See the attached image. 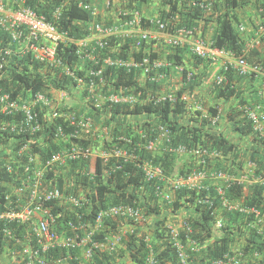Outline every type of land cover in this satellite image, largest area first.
I'll return each instance as SVG.
<instances>
[{"label":"trees","instance_id":"obj_1","mask_svg":"<svg viewBox=\"0 0 264 264\" xmlns=\"http://www.w3.org/2000/svg\"><path fill=\"white\" fill-rule=\"evenodd\" d=\"M134 1L130 0V3L133 4ZM136 1L147 2V0ZM192 1L162 0L158 18H154V20L169 23L167 31L171 34H176L181 29L192 30L194 26L200 24H202L204 30L214 25L212 26L215 30L214 47L232 52L236 56H243L249 64L264 66V58H260L258 52H252L250 55L253 60L249 56H245V45L238 33V28H236L240 21L233 12V9L236 10L242 5L241 0H194L208 3L209 13L207 9L200 7V5L193 6ZM87 3H89V0L26 1L25 7L33 9L58 30L66 32L72 40L59 48L58 59L60 58L62 65L56 69H47L46 73H39L40 64L35 62L29 56L30 54L21 56L19 49L22 46L12 43L8 33L0 28V48L12 50L10 55L4 56L7 68L5 71L0 72V89L3 92L29 106L32 96L39 93L48 95V91L52 87L56 90L65 91L72 97L77 92V81L79 79H84L87 83L92 80L90 76L86 78L87 70L92 67L100 68V66H95L88 58L81 62L77 54L78 47L76 43L90 36V24L95 20L90 11L80 6L87 5ZM223 4L226 12H221ZM19 5V0H15L13 3L9 2V6L6 3V7L12 8V10H18ZM259 5L264 14V2L259 3ZM58 11L59 15L57 17ZM143 21L145 23L147 21L148 25L146 24V27H155L149 25L151 23L150 19H144ZM261 25H256L255 28L259 29ZM113 47L114 44L110 42L108 49L102 51L97 49L96 54L100 53V58H103L107 55V52L111 53ZM176 48L177 51L167 56L166 64L168 65L161 68V72L166 75L175 66L183 65L182 59L186 53L183 48ZM120 49L121 51L116 57L127 60L130 44L125 43ZM1 54L4 55V53ZM132 57L136 62L142 60V54L138 51H134ZM158 57L157 54H150L149 56L150 61L153 62ZM256 57L257 60H255ZM205 62L209 64L207 65ZM81 63L84 64L86 70H80ZM217 63L213 62V64ZM198 65L204 69L212 67L209 60H196L192 67ZM64 66L71 70L73 76L66 74ZM187 70L188 68L184 67L183 80L185 82H187ZM53 71H55V76H53ZM137 71V69L128 71L115 66L107 67L103 73L107 95L110 96L118 91H123L128 96H137L139 100L143 101L148 91L138 84ZM200 75L206 76L207 74L201 72ZM219 75L225 77V81L222 85H215L214 91L218 93L214 92L213 95L215 97L217 95V99L225 102H229L232 98L242 99L240 101L245 102L242 96L244 90L241 87L246 78H254L241 76L232 68L226 71L224 67L220 69ZM198 77L199 82L193 81L192 84L187 82V85L177 93L170 94L176 99L174 102L169 100L158 101L159 96L156 94L154 96L155 101L150 103L114 104L108 101L100 107H96L93 103L94 100L91 98L90 104H87L86 110L90 116L95 117L104 114L101 120L104 118L102 121L104 126L114 133L112 135L115 137L114 147L116 146L136 156L138 164L148 163L153 167H160L163 173L162 179L157 178L148 181L142 168L137 163L114 157H110L106 165L103 164L101 158L92 159L91 162L76 161L68 163L65 167L66 172H63L57 178V181L59 186L62 187L65 180H74L77 183L74 188L75 192L79 187L90 191L89 196H86L90 205L84 206L88 207L87 209H82L84 212H90L88 215L83 216L85 222L93 224L96 212L100 210H107L119 204H130L132 202H135L144 211L146 218L152 221L150 226L144 227V224L141 225L128 218H114H118L117 220L107 218L104 221V229L95 236L96 241H101L105 234H109V231L116 229L119 224L125 227L129 226L133 232L129 231L116 253L108 254L96 250L93 255V264H148L147 258L151 252L154 253L160 264H181L179 250L169 229L172 222H169L170 216L167 215V207L173 214H176V211L191 208V206L196 207L184 222L189 228L193 229V233L188 234L184 230L179 232L178 238L183 239L184 243L189 239L198 244L199 251L194 255V259L201 257L199 262L202 263L205 260L214 261L227 255L230 256L233 254L231 243L245 235L246 244L241 248L245 262L242 264H254L258 263L261 258L264 259V233H259L260 227L256 216L227 210L216 190L217 184L204 181L201 187L194 190L184 188L176 191L171 187L174 198L165 201L161 200V196L157 193V186L169 185L167 183L168 178L188 177L196 171L206 172L208 175L213 173L239 175L246 169V167L243 168L242 162H240L241 154L238 145L230 141L225 133L221 132L215 135L211 131L213 127L210 119L215 118L218 105L210 107L208 113L196 110V115L193 114V117L189 119L190 123L183 121L187 111L182 96L187 92H193L201 84L203 76ZM195 80H197V76ZM153 86L158 87L154 82ZM87 96L92 97V95ZM75 97L77 98L76 95ZM65 109L69 110L70 108L65 107ZM73 109H70V111H76L80 114L86 111L85 108H80V105ZM34 112L38 114L37 122L41 125V130L33 134L27 129L28 126L15 133L1 130V126L11 121L12 118L0 115V150H10L15 154L21 145L31 143L34 146V151L40 155L42 160L46 161L53 152L60 148V143L55 140L54 122L44 118L45 110L41 113L40 106L35 107ZM143 116H146V118L143 119ZM115 117L121 119L135 117L137 118L135 121L137 124L135 126L130 124L128 126L130 131H125L123 126L127 122L120 124L119 121L114 120ZM15 119L24 121V116L20 113ZM246 122L243 127H237L236 129L243 135L247 133L254 135L253 139L255 146H257L256 151L251 156V161L256 164L254 176L257 178L264 177V137H259V132L254 129L250 121ZM253 130H255L254 134ZM151 143L154 149H148ZM184 146L187 149L196 147L209 149L212 152L220 153L221 157L211 158L206 156L198 159L190 156L188 152H178V148ZM3 162L4 160L0 157V181H13L11 175L6 173ZM105 167L109 169L105 178L96 177L95 174H101ZM83 172L89 174L86 175ZM3 189L0 185V191H3ZM222 189L224 199L228 202L240 199L244 201V206L247 208L255 207L258 211L264 213V191L259 185L249 188L250 194L247 196H244L245 187L243 185H225ZM160 203H164L163 206ZM53 209L54 213H58V208ZM84 212L81 211L82 214ZM70 217L77 225V218L73 215ZM217 220L222 222V229L221 232L215 235L214 225ZM59 228H62V226ZM62 253L65 254V252ZM78 254L79 252L73 251V255ZM255 256L258 257L255 258ZM117 260H120V262ZM262 260L259 264H264Z\"/></svg>","mask_w":264,"mask_h":264},{"label":"built area","instance_id":"obj_2","mask_svg":"<svg viewBox=\"0 0 264 264\" xmlns=\"http://www.w3.org/2000/svg\"><path fill=\"white\" fill-rule=\"evenodd\" d=\"M26 1L19 0L18 10H9L6 8L5 1L0 0V28L8 33L12 43L22 46L19 49L21 56L30 54L37 62L45 64L49 69H55L62 65V61H60V58L58 59L59 48L72 40L66 32L58 30L36 11L25 7ZM207 4L206 2L192 1L193 6L200 5V7L207 9L209 13L210 9ZM80 6L90 11L94 18L98 15L95 7L89 4ZM58 15L59 11L56 16L58 17ZM124 15L128 19L125 21L124 26L136 27L137 30H141L134 43L138 52L142 54L154 41L157 42V39H155L154 34L150 33V27L145 26L147 23L140 17L139 12L134 11ZM149 25L155 26L159 33L170 37H167V40L174 48L181 46L185 38H191L195 33L193 29H181L176 34L168 33L167 27L169 23H161L158 20L152 21ZM90 31L102 36V38L98 40L92 53L86 49L87 45L83 49L81 48L84 44L83 40L77 41V54L81 62L85 58L89 59L93 56L94 60L91 59V62L95 66H100V68L89 67L91 69L86 72V78L89 76L92 78L89 83L84 79L77 81V88L81 92L86 91L94 97L93 94L98 93L100 88L106 91L103 73L107 67L112 66L128 71L141 69L148 82L153 80L152 78L154 77L151 76L152 70L160 64L156 61H150V55L147 52L142 54L140 62L134 61L133 57L127 60L122 57H114L108 52L103 58H100V56L97 58L94 52H97V49L102 51L110 47L109 38L115 33V30L112 27L95 22L90 27ZM262 34L264 35V27L260 30V35ZM164 42L167 43L165 39ZM190 43L191 52L197 60L216 62L222 59L221 61H223L222 64L226 71L232 68L241 76L258 78L264 94V66L249 64L243 56H236L232 52L214 47L213 43L206 42L202 38L191 40ZM1 53H4V55ZM11 53V49L0 48V72L5 71L7 68L4 56H8ZM84 67L80 65L79 68L80 70H86ZM64 71L67 75L73 76L67 66H64ZM188 77L191 78L192 75L189 74ZM224 81L225 77L223 76H217L215 79V83L218 85H222ZM118 92L110 96L107 95L106 102L109 101L114 104H136L138 102L137 97H124L118 95ZM55 93L59 104L52 102L50 95ZM67 98V92L56 90L52 87L49 89L48 95L39 93L32 96L30 105L27 106L20 100L13 99L10 94L0 92V115L12 118L11 121L1 126L3 131L15 133L22 131V128L26 126H28L26 128L32 134L40 131L41 125L37 122L38 114L34 112L37 106L41 107V113L45 110L44 118L49 113V109H51L53 113L50 112V116L46 118L50 117L51 119L59 120L55 125V140L60 143V148L53 152L46 161L40 159V156L32 151L33 146L31 143L21 145L15 154L10 150H0V157L4 160L5 171L13 178V181L10 182L0 181V185L4 188L3 191H0V253H4L8 249V253L11 254L12 260H16V264H93V255L96 250L100 252L110 250V253H114L128 234V229L119 224L117 226L118 229L109 231V234H105L101 241H96L95 236L104 229V221L107 218L117 220L118 218H114L121 217L128 218L141 225L144 223L142 211L136 206L135 202L119 204L107 210H100L96 212L93 224L85 222L83 216L88 215L90 212H84L82 209H87L88 207L84 206L90 205L86 197L87 195L89 196L90 191L79 187L76 189L78 193L75 192L74 188L77 183L69 179L65 180L64 186H59L57 178L63 172H66L65 167L70 162H91L92 159L101 158L103 164H106L110 157H114L137 163L136 156L129 154L125 150L116 148L104 150L102 147L94 146L93 139L100 132V126L96 125L95 119L88 114L86 109V111L83 110L85 113L82 112L81 114L76 111L66 110L65 107H68ZM154 98H150V93L146 92L143 102L150 103L155 101ZM168 100L171 102L176 101L171 95L159 96L158 99V101ZM93 103L96 107L101 105V103L95 101ZM255 107L256 109L254 110L249 106L244 112L254 129L264 134L262 127L264 124V110H261L259 106ZM81 108L83 109L84 107L82 106ZM20 113L23 114L24 121L15 119ZM212 122L215 124V119ZM103 130L105 134V129ZM148 149H154L152 143L149 144ZM178 152H188L190 156L198 159L206 156L211 158L221 157L220 153L197 147L187 149L184 146L178 148ZM138 166L142 168L148 181L157 178L162 179L163 177L160 167H153L148 163H139ZM255 171L256 164L250 161L246 164V169L239 175L225 173L208 175L206 172L196 171L188 177L168 178L167 183L169 184L168 186L176 191L184 188L194 190L201 187L204 181L217 184L216 190L227 210L247 214L252 213L256 216L258 223L264 227V214L262 212L255 207L247 208L243 204L238 205L237 203L228 202L224 199V191L222 189L223 186L232 184L243 185L245 190L259 185L264 191V177H255ZM83 174L88 175L89 173L83 172ZM107 174L108 170L104 168L101 174H95V176L105 178ZM157 190L164 200H170L171 196L169 192L167 193L164 190V187ZM244 193V196L250 194L249 191ZM53 208H58V213H54ZM81 211L84 213L82 214ZM71 215L77 218V225L74 224L73 218L70 217ZM60 226L62 228H59ZM182 227V230H186L188 234L193 233V229L189 228L184 220ZM214 228L217 230L221 229L222 222L217 220ZM169 229L179 250L181 264H198L190 261L191 253L196 252L198 246L189 239L187 242L185 241V243H188V246H186L183 239L178 238L179 232L175 226L171 225ZM129 231L133 232L131 228ZM73 251H77L79 254L73 255ZM62 252H65V254ZM241 258H244L243 251L239 252V257L237 258L225 256L222 259L214 260L210 264H240ZM147 263L160 264L153 252L148 255Z\"/></svg>","mask_w":264,"mask_h":264},{"label":"crops","instance_id":"obj_3","mask_svg":"<svg viewBox=\"0 0 264 264\" xmlns=\"http://www.w3.org/2000/svg\"><path fill=\"white\" fill-rule=\"evenodd\" d=\"M4 1L5 5L7 3V6H9V2L13 3L15 0ZM161 1L162 0H147V2L141 3L135 0L134 3L131 4L130 0H89V3L87 4L97 9L98 15L95 17L97 23H100L104 26L112 27L115 30V33L109 38L110 42L114 44V47L111 49V54L116 57L121 51L120 47L123 46L125 43H128L130 44V50L128 51L129 55L127 57L128 59H131L134 51H138L135 47L134 42L138 38V33L141 30H137L136 27L124 26L125 21L128 20L126 15L124 14L137 11L140 13V17L143 20L150 19V22H152L154 18H158L159 11L161 9ZM241 2L242 5L239 6L236 10L233 9V12L238 16L240 21L239 24H237L236 28H238V33L240 34V37L245 45V56H249L250 59L253 60L250 55L252 54V52H258L260 58H264V40H262V38H264V35H260V30L262 27H264V14L263 9H261L259 5V3L264 2V0H244V2L243 0H241ZM224 7L225 5L223 4L221 12H226L224 10ZM7 9H9V7ZM9 10H12V8ZM95 20L90 24V27L95 23ZM259 24L262 25L259 29H256L255 26ZM212 26L214 25H211L210 28H207L205 30L203 29L202 24L194 26V35L191 38H185L182 42V45L179 46V49L183 48V51H185L186 53V55H184L182 59L183 65L175 66V68L171 69L168 75L162 73L161 68L165 65H168L166 64L167 56H170L172 52L177 51L178 49L174 48L169 43V40L167 39L170 37L165 34L159 33V30L155 27H150V33L154 34V37L155 39H157V42L154 41L150 46H148L147 50H144L142 52V54L147 52L148 55H159L156 62L160 65L157 68H153L151 76H153L154 78H152L153 81L150 82L147 81V78L143 71L141 69H137L138 84L141 88L146 89L148 93H150V98H154L156 94L158 96L170 95L171 93L175 94L180 89L184 88L187 85V82L190 84H192L193 81L199 82L198 76H203L201 84L198 85L193 92H187L182 96V100L185 104V110L187 111L185 113V118L183 119V121L185 120L190 123L189 119L193 117V114L194 116L196 115V110L207 112L210 107H216V105H218V122L217 125L214 126L211 131L215 135L220 134L221 132L225 133L226 135H228L230 141L238 145L239 153L241 154L240 162H242V166L243 168H245L246 164L251 161V156L256 151L257 146H255V142L253 139L254 135L252 136V134L249 133L243 135L236 128L243 127L247 123L246 121H248V118L244 112L247 107L250 106L252 109L255 110V106H259L261 110H264V94L261 89L260 81L258 79L246 78L241 87L244 90L242 96L245 99V102H241L240 100L242 99L236 98H232L229 102H225L224 100L222 101L217 99V95L216 97L215 95H213V93L216 92L214 91V80L216 79L217 75H219L220 69L223 67V61H221L222 59H219L218 61H216L218 62L217 64H213V62H211L212 67L206 69H204L200 65H198L197 67H192V65L196 62L197 59L193 56L190 48L191 40H196L198 38H202L209 43H214L215 30ZM101 38L102 36L91 32L90 36L83 40L84 44L81 48L83 49L87 45L86 49H88L89 52L92 53L98 40ZM164 39L167 41V43L164 42ZM94 55L97 56V58H99L100 56V54L97 55L96 52H94ZM91 59L94 60V57L91 56L89 60L92 61ZM257 59L258 58L256 57L255 60ZM205 64L208 65L209 63L205 62ZM80 65L84 66L83 63H81ZM184 67L188 68L187 82L183 80ZM201 72H205L207 75L201 76ZM189 74L192 75L191 78L188 77ZM196 76L197 80H195ZM153 82L156 83L158 87H154ZM149 86L151 87L150 89ZM107 93L108 92L103 90V88H100L98 93L93 94L94 101L104 104L106 101ZM217 93L218 92H216V94ZM118 95H121V93L119 92ZM50 96L52 97V102L59 104L58 100L56 99V93L54 95L51 94ZM72 97L70 94H68V98L71 101V105L74 106V104H72ZM78 100L79 102H76V104L81 102V104H83L84 102L90 104L89 98L87 97L85 99L78 97ZM50 112L53 113V110L49 109V113H47L46 117L50 116ZM103 115L104 114L96 115L99 123H103L102 121L104 120V118L101 120V117H103ZM142 118L145 119L146 116H143ZM136 119L137 118L135 117H126L123 119L118 117L114 118V120L119 121L120 124H125V122L128 123L123 126V130L125 131H130V129H128V126L130 124L132 126H135L137 124L135 122ZM262 127L264 130V124L262 125ZM254 132L255 130H253V134ZM257 132H259V137H264L263 132ZM211 162L213 163V161ZM245 191L248 192L249 189L244 190V192ZM240 204L242 203H238V205ZM168 208L169 207H167V215L170 216L169 222H172L171 224L175 226L176 230L178 232H181L183 229V220L185 218H188V216L194 211V209L184 208L177 214H173ZM150 223H152V221H150V219H147L144 224V227H147L148 225L150 226ZM125 228L128 229L129 233L130 227L126 226ZM245 236L239 237L231 243V250L233 252H237L239 250V247H244V245L246 244ZM121 245L122 244H120L117 248L120 249ZM8 252L9 250L7 249L4 251V253H0V264H16V260H12L11 254ZM101 252L113 254L110 253V250H104ZM114 253H116V251ZM117 261L120 262V260Z\"/></svg>","mask_w":264,"mask_h":264},{"label":"clouds","instance_id":"obj_4","mask_svg":"<svg viewBox=\"0 0 264 264\" xmlns=\"http://www.w3.org/2000/svg\"><path fill=\"white\" fill-rule=\"evenodd\" d=\"M35 62H37V60H35L31 55H29ZM39 63V62H38ZM40 64V68H39V73L40 74H42V73H46L45 71L47 70V69H49V67H47L45 64H42V63H39ZM56 69V68H55ZM53 76H55V71H53ZM217 76H220V75H217ZM258 79V78H257ZM259 80V79H258ZM260 81V80H259ZM260 84H261V82H260ZM214 85H218V84H216L215 83V80H214ZM110 89V88H109ZM261 89H262V87H261ZM0 92H2V93H6V92H3L1 89H0ZM120 93H121V96H124V97H126V96H128L127 94H125L123 91H119ZM118 92V93H119ZM117 93V92H116ZM115 93V94H116ZM75 95L77 96V98L75 97ZM87 95H89L86 91L85 92H81L79 89H77V92H76V94H74V96L72 97L73 99V103L72 104H74V106H72L71 105V101L70 102H68V107L70 108V109H73L74 107H76V106H78V105H80V108L83 106L85 109H87L86 108V106H87V104L88 103H83V104H81V103H78V104H76V102H79V100H78V97H81L82 99H85L86 97L87 98H89V103H90V99L92 98L93 100H94V97L92 96V97H90V96H87ZM130 96V95H129ZM133 96V95H132ZM107 97V96H106ZM134 98L135 97H137V96H133ZM138 98V97H137ZM139 102H141V100H139V98H138V102L137 103H139ZM105 103H106V101H105ZM104 103V104H105ZM142 103H144L143 101H142ZM119 104H124V103H119ZM125 104H128V103H125ZM101 105H103V104H101ZM100 105V106H101ZM99 106V107H100ZM83 108V109H84ZM69 109V110H70ZM74 110V109H73ZM218 110V109H217ZM203 112V111H202ZM205 113H208V111L207 112H205ZM92 117V116H91ZM46 118V117H45ZM94 119H95V123H96V125H98V126H100V132L96 135V137H95V139H93L94 140V146H98V147H102L104 150H109V149H114V148H116V149H120V148H118V147H114L113 145H115V141H114V139H115V137H113L112 135L114 134L113 132H112V130H110L108 127H105L104 126V124L103 123H99V122H96L97 121V117L95 116V117H93ZM218 118H219V112L217 111V114H216V116H215V124H213V122L212 121H214V119H210V121L212 122L211 123V126L212 127H214V126H216L217 125V122H218ZM47 120H49V121H53L54 122V126L56 125V123L59 121L58 119H51L50 117L49 118H46ZM103 129H105V134H104V130ZM256 130V129H255ZM34 153H36V154H38L37 152H35L34 151V146H33V150H32ZM39 155V154H38ZM40 156V155H39ZM104 165H106V164H104ZM105 168H107V167H105ZM107 170H108V172H109V169L107 168ZM163 187H164V190L168 193L169 192V194H170V196H171V198L170 199H172V198H174V193H172V190L170 189L171 187L170 186H165V185H163ZM163 187H156V189H158V188H163ZM193 190V189H192ZM250 190V189H249ZM250 192V191H249ZM157 193H159V195L161 196V194H160V192H158V190H157ZM162 193H164V192H162ZM161 200H164L163 199V197L161 196ZM165 201V200H164ZM230 203H242L243 205H244V201L243 200H232V202H230ZM161 204V206H163L162 204H164V203H160ZM137 206V205H136ZM138 207V206H137ZM196 206H191V208H195ZM139 209L142 211V215H143V217H144V223L143 224H145V221H147V218H146V216L144 215L145 213H144V211L139 207ZM184 209V208H183ZM182 209V210H183ZM187 209H189V208H187ZM258 210V209H257ZM181 211V209L179 210V211H176V214L178 213V212H180ZM260 212H262V211H260ZM245 214H247V213H245ZM252 214V213H251ZM264 214V213H263ZM186 219V218H185ZM184 219V220H185ZM258 222V221H257ZM142 224V225H143ZM171 225H173V224H171ZM259 233L260 234H263L264 233V227L262 226V224H260L259 223ZM215 229V228H214ZM222 229V228H221ZM221 229H215L214 230V233H215V235H217L219 232H221ZM182 231H184V230H182ZM192 242V241H191ZM192 243H195V242H192ZM196 244V243H195ZM185 245L186 246H188V243H185ZM197 246H198V244H196ZM239 250L240 251H242V249H241V247H239ZM237 251V252H233L232 250H231V252L233 253V254H231L230 256L231 257H239V252L240 251ZM199 251V249L196 251V252H193V253H191V257H190V261H193V262H196V263H198V264H210L211 262H213V261H209V260H205V261H203V262H205V263H201V262H199V259L201 258V257H198V258H196V259H194L195 257H194V255L197 253ZM190 253V252H189ZM241 254V253H240ZM201 255V254H200ZM228 256V255H227ZM256 257H258V256H255V258ZM254 258V257H253ZM261 260H262V258L258 261V263H254V264H259L260 262H261ZM262 261H264V259L262 260ZM245 262V260H244V258L242 259L241 258V263L240 264H242V263H244ZM226 264H228V263H226Z\"/></svg>","mask_w":264,"mask_h":264},{"label":"rangeland","instance_id":"obj_5","mask_svg":"<svg viewBox=\"0 0 264 264\" xmlns=\"http://www.w3.org/2000/svg\"><path fill=\"white\" fill-rule=\"evenodd\" d=\"M67 101L70 102L69 98H67Z\"/></svg>","mask_w":264,"mask_h":264}]
</instances>
